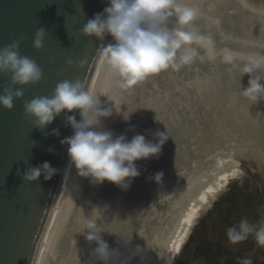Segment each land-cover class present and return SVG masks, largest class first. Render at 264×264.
<instances>
[{
	"label": "rangeland",
	"instance_id": "rangeland-1",
	"mask_svg": "<svg viewBox=\"0 0 264 264\" xmlns=\"http://www.w3.org/2000/svg\"><path fill=\"white\" fill-rule=\"evenodd\" d=\"M227 1L226 6H218V14L213 12L211 6H203L205 11L201 9V13H205L198 14L195 20L207 26V32L212 29L219 34L224 30L218 28L219 17L212 19V14L225 16L224 20L229 18L238 26L244 23L243 18L250 20L256 16L254 10L244 6L245 0ZM240 4H243L245 11H240ZM247 11L251 15H245ZM174 25L173 17L169 26ZM234 26L236 28V24ZM242 31L240 28L238 34ZM203 32L195 33L203 39L190 45L196 50L190 63L181 65L178 70L169 69L150 77L130 89L119 86L113 91L114 104L111 108L105 107L111 109L113 115L101 118V130L111 131L114 136L124 135L129 141L136 134H141L147 141L158 143L155 135L158 131L168 133L169 137L159 156L143 160L142 163L137 161L140 176L131 182V187L126 191L107 181L94 186L88 179L81 178L75 191L74 205L61 227L58 249L51 264H104L94 256L98 245L89 243L85 238L88 218L94 219L105 231L101 236L110 251L115 253L109 264H166L190 212L198 209L204 193L218 186L221 175L229 176L228 180L231 181L246 176L255 182L260 181L261 177L264 179V160L237 155L241 151L264 154V141L250 135L244 122H238L239 125L219 124L217 116L225 117L226 113L212 108L216 106L218 96H221L214 90L219 89L218 86L224 87L227 79L234 78L233 74L239 78L237 70H232L233 73L229 71L231 62L236 60L232 53L234 46L243 42L247 50L255 48L254 54L262 53L264 46L260 47L257 39L253 42L236 40L234 29L227 31L229 40L226 43L223 36H205ZM251 34L246 30V37ZM226 51L229 53L224 54ZM229 56L230 60L227 59ZM242 81L245 84L244 78ZM203 105L215 113L214 119H210L212 112L207 115L203 111L207 119L201 120ZM116 111L135 113L130 121L125 122ZM210 132L213 133L211 136L208 135ZM212 141L220 142L214 152L209 151ZM159 172H163L164 176L158 184L154 176ZM91 190L96 192L89 204L94 207L91 211H83L85 199ZM67 192L70 195L69 189ZM138 193L143 194L142 198L134 197ZM81 210L83 213H79ZM190 225H193V221Z\"/></svg>",
	"mask_w": 264,
	"mask_h": 264
},
{
	"label": "clouds",
	"instance_id": "clouds-1",
	"mask_svg": "<svg viewBox=\"0 0 264 264\" xmlns=\"http://www.w3.org/2000/svg\"><path fill=\"white\" fill-rule=\"evenodd\" d=\"M107 3L103 13L87 21L82 34L100 41H104L106 35L113 38L114 43L102 44L99 51L110 70L119 76L121 88L130 89L169 69L178 70L193 60L196 50L190 45L203 37L188 30L197 18L198 10L189 6L186 0H107ZM173 17L175 25L169 26ZM45 35L43 28L36 31L33 47L37 51L43 49ZM19 48L20 41H13L0 49V74L11 73V87H6L0 94V106L9 111L13 109L15 100H23V88L39 83L44 75L34 59L20 55ZM68 66H73L71 60ZM241 72L242 77L245 74L250 76L249 86L241 88L243 97L254 103L264 99V56L249 57ZM76 109L80 110L82 119L78 122L74 115H67L66 123L74 132L61 140V144L67 146L69 156V167L65 173L74 166L78 176L88 179L94 186L107 181L128 190L131 182L140 176L136 162L159 156L169 137L168 133L158 131L155 133L158 143L147 141L141 134H136L129 141L124 135L114 136L111 131L100 130L101 118L111 117L112 110L102 108L85 82L79 79L64 80L56 85L51 96H36L24 103L25 114L32 118L33 127L41 131L65 110L71 113ZM133 113L116 111L125 122L130 121ZM52 134L59 136V129H54ZM48 151L52 153L54 149ZM57 173L58 169L45 161L36 167L29 166L22 180L36 183L43 176L47 182ZM163 176V172L156 173L155 182L161 183ZM85 226L86 240L98 245L94 256L109 264L115 253L110 251L101 236L105 231L92 218L86 220ZM226 235L231 245H238L254 236L256 244L264 247V225L257 228L246 218L229 227ZM240 264H252V261L245 258Z\"/></svg>",
	"mask_w": 264,
	"mask_h": 264
},
{
	"label": "water",
	"instance_id": "water-1",
	"mask_svg": "<svg viewBox=\"0 0 264 264\" xmlns=\"http://www.w3.org/2000/svg\"><path fill=\"white\" fill-rule=\"evenodd\" d=\"M250 3L264 12V0ZM107 6V0H0V49L20 41V55L34 59L44 73L39 83L23 88V100H15L11 111L0 106V264H35L69 159L67 146L61 140L73 135L74 130L65 117L74 115L79 122L81 116L79 109L71 113L65 110L41 131L33 127L32 118L25 114L24 103L36 96H51L56 85L64 80L79 79L89 90L101 57V45L108 44L112 37L106 35L100 41L84 36L82 29ZM40 28L46 30V35L43 49L37 51L33 40ZM240 28L243 31L238 34ZM233 29L238 41L264 39V34L253 32V27L237 25ZM246 30L252 33L250 37H246ZM252 56L250 49L244 61ZM260 56H264V50ZM70 60L72 67L68 66ZM236 70V74L240 73L241 68ZM243 78L246 81L250 76L245 74ZM235 80L236 76L232 82ZM230 81L227 79L224 87L214 90L223 96V102H216V106L220 112L226 113L228 109L233 112L231 116L236 114L238 118L235 103H230L229 92L234 89ZM6 87H11V73L0 74V94ZM54 129H59V136L52 134ZM50 148L54 152L50 153ZM45 161L58 169L51 181L46 182L43 176L36 183L22 180L29 166L36 167Z\"/></svg>",
	"mask_w": 264,
	"mask_h": 264
},
{
	"label": "bare ground",
	"instance_id": "bare-ground-1",
	"mask_svg": "<svg viewBox=\"0 0 264 264\" xmlns=\"http://www.w3.org/2000/svg\"><path fill=\"white\" fill-rule=\"evenodd\" d=\"M228 2L229 1H227V0H186V3H188L189 6L194 7L198 10V14H200L201 9L205 8L206 6H211V9L213 10V12H216L218 14V13H220L218 6L219 7L226 6L228 4ZM203 6H205V7H203ZM204 13L205 12H202L201 14L203 15ZM218 17L220 20V24H219L218 28H221L222 30H224V32L222 31V33H219V34L214 33L215 31L213 32L212 29H211V32H207L206 31L207 26H204L203 24H199L200 21H198V20L197 21L195 20L193 22V25L188 30L193 31L196 34H198L200 30H204L205 32H203V33L205 34V36L209 35V34L223 36V41L226 43L227 39L229 40V38H228L229 32H227V31H231L233 28H235V26H234V23L230 21V19L227 18L226 20H224L225 16L220 17L218 15L217 16H213V14L211 15L212 19H218ZM252 26H253V28H255L254 32L259 33V35L264 34V32H263L264 24L261 21L255 20L252 23ZM109 43H114L113 38H111ZM245 46H246L245 43L242 42V44H238V46L235 45L233 48L232 53H233L234 58L236 60L232 61L233 63L231 62V64H230L231 67H230L229 71H231L232 73H233L232 70H236L237 68H239V69L242 68L241 66H243V64L246 62L244 60L247 57L249 50L244 48ZM260 47H261V45H260ZM237 49H239V50H237ZM223 53L228 54L229 51H226ZM254 53H255V48H253V50H252V55L260 56V54L257 55ZM106 67H107V69H106ZM233 75H234V77L236 76L235 74H233ZM242 75L243 74H241V71H240L239 78L236 76V78L238 80L235 82H232L233 78L230 77V79H231L230 84L234 85V89L231 91V93L229 92V94L231 95L230 103L231 104H232V102L235 103L236 109L238 110V113H237L238 118L236 119V116H234L236 114L231 116L230 114L231 113L233 114V112H230L228 109H225V111H226L225 117H218L217 116V119H218L219 124L230 125V124H238V122H244L248 126V132L250 133V135L258 137V139L260 141H264V99L260 100L258 103H254V102L249 101L245 97H243V95L241 94V88L242 89L247 88L249 86L248 85L249 80L247 78L245 81V84H243V81L241 78ZM118 78H119V76L110 70L109 66L106 64V62L104 61V59L101 56V59L98 63V66L96 68V71H95V74L93 77V82H92L90 89H89V92L98 101H100V106L102 108H105L107 106H109L111 108V106L114 104V101H112V99L115 98V96H114L115 94H113V91L117 90V87H119L120 83H121L120 79H118ZM262 83H264V81H262ZM197 86H198V84L195 87L197 88ZM222 99H223V96L221 95L220 97L217 98L216 101L217 102H223ZM109 101H110V103L107 104ZM203 106H204V108H202L200 110V112L203 114V116L200 117L202 121L207 119V118H205L206 116H205L204 112L207 113V115L212 112V111H209L210 109L207 106H205V105H203ZM212 108H213V106H212ZM213 109H217V112H218L220 108L214 107ZM234 112L236 113V111H234ZM210 115H211L210 119L211 118L214 119L215 113L212 112V114H210ZM81 119H82V117H81ZM101 121L103 123V120H101ZM102 123H101V126H102ZM101 126H100V130H101ZM211 134H213V133L210 132V134H208V135L211 136ZM216 140H218V139H216ZM209 145H210L209 151L214 152L215 148L216 147L218 148L220 146V142L219 141H212L211 144H209ZM237 155L243 156V157H251V158H255V159L264 160V154H262V153H261V155H259L255 152H251V151L244 152V153H243V151H241V152L237 153ZM221 160L222 159H220L219 162ZM142 161L143 160H140L139 162L142 163ZM229 163H230V161H229ZM220 164L224 165L225 162L224 163L221 162ZM68 167H69V162H68L67 168ZM225 168H227V166H225ZM228 178H229V176L225 177V175L224 176L221 175L220 179L218 178V186L217 187H215V186L211 187L208 192H206L202 195L201 204L199 205L198 209L195 208L193 211L190 212L188 219H187V222L184 225V229L182 231H180L179 236H178V240H176V243L174 244V246L172 248L173 251L169 254L166 264H173L175 254L180 249L181 244L185 238V235H186L187 231L189 230V226H191L190 224L192 223V221L194 223L195 219H197V217L200 214V210L207 207L208 204L210 203V201L215 197V195L218 192H220L221 189H223L225 184H227ZM80 180H81V177L78 176L77 171H75L74 166H71L69 172L67 174L66 173L64 174L61 189L59 191V195L57 197V201H56L54 210L52 212L49 224H48L46 232L44 234L36 264H51V260L53 259V256L55 255V251L58 249L57 246L59 244L58 239H59L61 227H62L65 219L68 217L69 210L74 205L73 201L75 198V191H77V188L80 184ZM72 181L74 183L71 185ZM68 189L70 190V195H68V192H67ZM98 192L100 193L101 190H99ZM94 193H96L94 190H91L89 192L88 198L86 197L83 208H82L83 211L85 209L89 210V211H91L93 209L94 206L91 207V205H89V204L94 199V197L91 198ZM117 196H118V198H122V196H120V195H117ZM142 196H143V194L141 195L140 193H138L134 197L142 198ZM147 198H148V196H147ZM82 210L79 211V213H83ZM127 220H130V219H127Z\"/></svg>",
	"mask_w": 264,
	"mask_h": 264
},
{
	"label": "flooded vegetation",
	"instance_id": "flooded-vegetation-1",
	"mask_svg": "<svg viewBox=\"0 0 264 264\" xmlns=\"http://www.w3.org/2000/svg\"><path fill=\"white\" fill-rule=\"evenodd\" d=\"M245 218L257 228L264 225L263 177L255 182L246 176L227 184L187 231L173 264H240L245 258L264 264V247L254 236L238 245L228 242L227 229Z\"/></svg>",
	"mask_w": 264,
	"mask_h": 264
}]
</instances>
